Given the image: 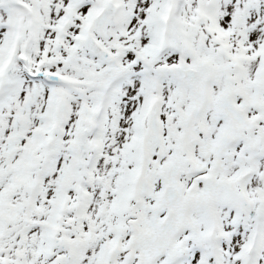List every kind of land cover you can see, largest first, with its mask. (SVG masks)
Wrapping results in <instances>:
<instances>
[{"label": "snow or ice", "instance_id": "snow-or-ice-1", "mask_svg": "<svg viewBox=\"0 0 264 264\" xmlns=\"http://www.w3.org/2000/svg\"><path fill=\"white\" fill-rule=\"evenodd\" d=\"M0 264H264V0H0Z\"/></svg>", "mask_w": 264, "mask_h": 264}]
</instances>
